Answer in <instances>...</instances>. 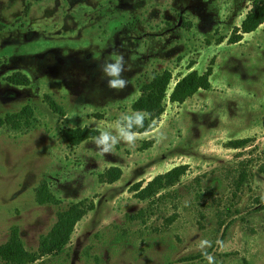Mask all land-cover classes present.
I'll list each match as a JSON object with an SVG mask.
<instances>
[{
  "label": "rangeland",
  "instance_id": "374dc122",
  "mask_svg": "<svg viewBox=\"0 0 264 264\" xmlns=\"http://www.w3.org/2000/svg\"><path fill=\"white\" fill-rule=\"evenodd\" d=\"M253 1L0 0V118L33 112L28 127H0V244L16 227L36 250L59 213L82 203L67 245L33 264H207L202 239L215 264H264V23L228 42ZM113 52L131 66L119 92L101 78ZM208 67L210 87L167 98L134 148L101 157L92 139L73 146L63 135L112 131L152 77L169 71V94ZM15 73L29 83H10ZM178 165L188 170L177 183L135 197L134 184ZM113 166L121 177L102 183Z\"/></svg>",
  "mask_w": 264,
  "mask_h": 264
},
{
  "label": "trees",
  "instance_id": "16d2710c",
  "mask_svg": "<svg viewBox=\"0 0 264 264\" xmlns=\"http://www.w3.org/2000/svg\"><path fill=\"white\" fill-rule=\"evenodd\" d=\"M263 23L264 0H254L252 8L240 26L235 28L228 42L230 44L240 42L243 34L254 32ZM212 73V67H208L203 73L193 70L178 80L169 94L167 90L172 80L171 73L164 71L152 77L149 82L141 87L140 96L132 104L133 111H147L152 115L150 119L144 121L143 128L135 129V131L142 134L152 130V122L158 119L165 111V100L167 98L172 103H183L200 89H208L210 87ZM8 81L13 84L22 85L29 83L28 78L22 73L13 74L8 77ZM50 106L55 112H63L62 108L54 102H50ZM32 113V109L29 106H25L14 115L0 118V127L3 124H8L12 127H28ZM99 132L97 129L83 127L65 129L63 135L71 145L76 146L97 136ZM235 142V147L239 148L247 144V139H240ZM187 170L188 165H178L163 174L156 175L145 186L140 182L134 184L132 190L135 192V197L140 200H147L154 197L161 190L177 183ZM121 175V169L113 166L108 168L100 176V179H102V183L112 184L118 181ZM42 196L41 193H38V201L44 202ZM86 212L87 208L82 203L72 205L66 211L60 212L57 223L54 224L47 235L40 238L39 247L36 250H27L25 248V244L19 235V230L14 227L10 231L7 242L0 244V262L4 264H33L45 256L52 255L67 245L68 238L73 233L76 224Z\"/></svg>",
  "mask_w": 264,
  "mask_h": 264
},
{
  "label": "clouds",
  "instance_id": "9594fccd",
  "mask_svg": "<svg viewBox=\"0 0 264 264\" xmlns=\"http://www.w3.org/2000/svg\"><path fill=\"white\" fill-rule=\"evenodd\" d=\"M113 59L100 65L102 79L107 78V87L117 92L124 90L128 86V80L124 77V72L131 70V66L127 65L124 55L119 52L112 53ZM151 113L147 111H132L121 113L119 118L109 127V130H100L99 135L92 138V143L97 155L104 157L111 154L117 144H126L131 148L135 147L139 133L135 129L143 128L144 121L151 118ZM150 131V130H146ZM164 132H158L154 139L156 142L162 143L166 139ZM218 246H223L222 241L216 242ZM212 242L207 239L199 241L198 247L204 255L207 264H215L214 257L209 256L207 248L211 247Z\"/></svg>",
  "mask_w": 264,
  "mask_h": 264
}]
</instances>
